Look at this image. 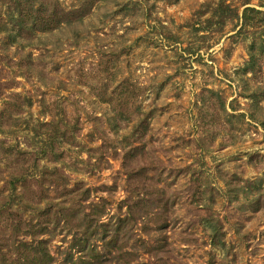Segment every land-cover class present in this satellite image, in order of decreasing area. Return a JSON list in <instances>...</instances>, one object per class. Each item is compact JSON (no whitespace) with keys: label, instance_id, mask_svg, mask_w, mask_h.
I'll use <instances>...</instances> for the list:
<instances>
[{"label":"rangeland","instance_id":"1","mask_svg":"<svg viewBox=\"0 0 264 264\" xmlns=\"http://www.w3.org/2000/svg\"><path fill=\"white\" fill-rule=\"evenodd\" d=\"M57 1L70 22L55 30L22 37L0 22V207L13 167L36 163L38 180L58 166L76 192L19 184L12 210L35 224L38 208L55 212L88 188L82 209L102 208L98 224L114 232L128 219L110 252L101 233L90 241L108 264H264V25L221 26L220 0ZM225 1L264 11V0ZM14 7L0 0L3 19ZM132 145L151 154L131 164ZM146 163L155 169L130 173ZM144 177L166 190L159 219L143 215L160 207L137 201ZM155 221L167 225L147 232ZM49 228L55 264L81 257L76 229Z\"/></svg>","mask_w":264,"mask_h":264},{"label":"trees","instance_id":"2","mask_svg":"<svg viewBox=\"0 0 264 264\" xmlns=\"http://www.w3.org/2000/svg\"><path fill=\"white\" fill-rule=\"evenodd\" d=\"M13 4L14 11L9 16L8 20L3 19L1 15L2 10L0 9V22L5 23L11 22L18 29L17 36L29 37L39 31H52L59 27L62 23L70 22L68 14L59 6V1L43 2L39 4L34 3V0H10ZM36 1V0H35ZM250 0H246L245 3H249ZM36 4V5H35ZM264 11L252 6H246L241 14L240 10L237 7H232L225 0H220L218 6L215 10V15L218 16V22L221 26L226 25L227 21L233 18H240L243 21L242 26L254 27L264 25ZM251 58H255V54L251 55ZM3 91L0 84V92ZM215 93V92H213ZM18 99L22 97L19 94H16ZM107 100V98H104ZM114 100V97L111 96L109 101ZM12 104V107H16L17 113L21 111L22 103ZM129 104L128 101L122 102L123 108ZM15 111V110H14ZM4 114V113H3ZM50 155L56 154V149L54 146L51 148L42 147L41 150L36 152L35 157L37 158L40 155ZM149 154L143 145H132L131 148L125 151V157L127 161L129 159L130 163H134L136 156L138 154ZM151 154V153H150ZM52 157V156H51ZM36 163H28L26 167H13V175L9 178L8 183L10 184V192L7 196L3 197V202L0 207V264H55L54 257L51 254L48 241L50 238L46 236L50 232V222L54 220H65V223L71 228L76 229L75 231L81 234L79 241L77 242L78 251L81 253V257L77 259L74 258L73 254L69 252L68 257L63 258L58 264H108L107 258L102 255L95 247H91V239L97 233H101L103 240L105 242V249L110 252L114 247L117 246L119 235L124 230L127 218L118 219V227L112 232L109 224L104 222L97 223L101 219V209L98 208L92 209L91 212L85 213L83 210V204L81 203L89 195V189L83 188L80 194H77V197L69 199V204L67 201L62 203L54 204L57 205L55 212L52 210V204L47 205L43 208H38V221L33 223L31 220L27 221L22 214H17L18 212L13 211V205L21 203L24 194L18 191V185L27 190L30 183H36L38 192L41 196H44L45 192L44 184L59 187L63 186L67 192H76V190L68 189L69 176L65 174L58 166L53 168L45 167L41 170V177L36 180V175H32L33 170L37 169ZM151 167V168H150ZM155 169L151 164L146 163V166L138 169L134 167L130 173L134 175H139L145 173L147 169ZM30 172L32 174H30ZM33 178V179H32ZM146 181H149L150 177H144ZM152 179V178H151ZM134 191L141 190L144 194L139 200L143 206L149 205L153 210L154 207L159 210H155L153 213H145L143 216L150 218L159 219L164 213V206L166 205V190L163 188H155L153 182H143L141 184L135 183ZM48 197V196H46ZM136 204L138 205V202ZM40 202V200H38ZM130 203V200H129ZM147 205V206H148ZM154 205V206H153ZM132 205H129L130 211L133 213V209L130 208ZM96 212L94 213V211ZM136 218V217H133ZM157 225L151 226L148 225L144 229L147 232L157 231L164 229L167 225L165 221L160 223L155 221ZM102 228L101 232L99 228ZM9 229H11L9 231ZM20 235L24 237H30V240L20 238ZM118 251L119 249L116 248ZM115 250V251H116Z\"/></svg>","mask_w":264,"mask_h":264}]
</instances>
